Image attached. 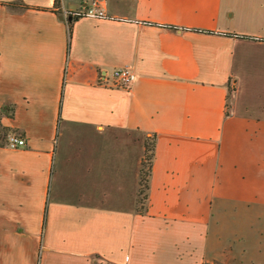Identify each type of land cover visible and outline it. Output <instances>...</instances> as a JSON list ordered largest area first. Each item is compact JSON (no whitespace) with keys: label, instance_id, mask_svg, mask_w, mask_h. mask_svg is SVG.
<instances>
[{"label":"crops","instance_id":"obj_1","mask_svg":"<svg viewBox=\"0 0 264 264\" xmlns=\"http://www.w3.org/2000/svg\"><path fill=\"white\" fill-rule=\"evenodd\" d=\"M86 1L0 0V264H264V0Z\"/></svg>","mask_w":264,"mask_h":264},{"label":"built area","instance_id":"obj_2","mask_svg":"<svg viewBox=\"0 0 264 264\" xmlns=\"http://www.w3.org/2000/svg\"><path fill=\"white\" fill-rule=\"evenodd\" d=\"M106 0H88L73 8L66 9L62 12L61 17L69 24L80 18H92L95 20L111 19L104 11L103 5ZM136 75L130 66H123L107 72H99L97 74V85L128 90L136 81ZM26 146V141L23 135L18 132H7L0 140V147L17 150Z\"/></svg>","mask_w":264,"mask_h":264},{"label":"trees","instance_id":"obj_3","mask_svg":"<svg viewBox=\"0 0 264 264\" xmlns=\"http://www.w3.org/2000/svg\"><path fill=\"white\" fill-rule=\"evenodd\" d=\"M58 3V0H55V4ZM153 139L148 143V141H145V151L144 155L141 161V170H140V188H139V202L142 203L143 200H145L146 195L145 191L147 189V182L148 177L150 175L151 171V165H152V159H153V148L154 143ZM151 152L150 155H148V152Z\"/></svg>","mask_w":264,"mask_h":264},{"label":"rangeland","instance_id":"obj_4","mask_svg":"<svg viewBox=\"0 0 264 264\" xmlns=\"http://www.w3.org/2000/svg\"><path fill=\"white\" fill-rule=\"evenodd\" d=\"M7 113V112H6ZM7 134V132L4 131H0V140H2V138ZM148 143H150V140L148 141ZM150 151L148 152V155H150Z\"/></svg>","mask_w":264,"mask_h":264}]
</instances>
